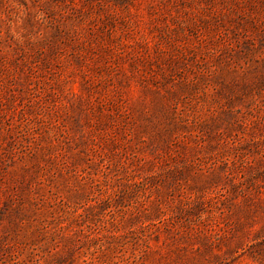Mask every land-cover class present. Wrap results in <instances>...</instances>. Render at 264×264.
Returning a JSON list of instances; mask_svg holds the SVG:
<instances>
[{
	"label": "rangeland",
	"instance_id": "obj_1",
	"mask_svg": "<svg viewBox=\"0 0 264 264\" xmlns=\"http://www.w3.org/2000/svg\"><path fill=\"white\" fill-rule=\"evenodd\" d=\"M0 264H264V0H0Z\"/></svg>",
	"mask_w": 264,
	"mask_h": 264
}]
</instances>
